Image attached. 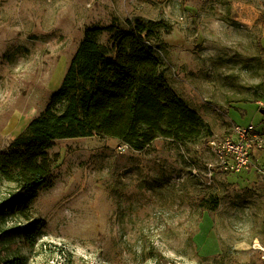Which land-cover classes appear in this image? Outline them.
I'll use <instances>...</instances> for the list:
<instances>
[{
	"label": "rangeland",
	"instance_id": "1",
	"mask_svg": "<svg viewBox=\"0 0 264 264\" xmlns=\"http://www.w3.org/2000/svg\"><path fill=\"white\" fill-rule=\"evenodd\" d=\"M127 18L173 26L158 51L164 71L213 136L157 138L143 151L99 135L56 141L54 183L26 210L46 220L44 233L30 247L14 229L24 216L1 213L3 254L25 264H264V151L239 173L208 167L212 138L238 123L264 130V0H0V151L48 105L85 29ZM22 195L0 177L1 206Z\"/></svg>",
	"mask_w": 264,
	"mask_h": 264
},
{
	"label": "trees",
	"instance_id": "2",
	"mask_svg": "<svg viewBox=\"0 0 264 264\" xmlns=\"http://www.w3.org/2000/svg\"><path fill=\"white\" fill-rule=\"evenodd\" d=\"M125 26L92 25L74 54L60 87L10 148L0 151V177L23 192L3 212L21 213L29 222L16 227L26 245L38 243L47 226L30 209L54 183L56 141L93 135L116 139L143 151L157 138L199 143L213 136L212 126L170 84L158 51L173 26L165 19L127 18ZM109 34L107 42L101 37ZM212 206L215 208L218 201ZM11 229L10 231H12ZM0 264H25L3 254Z\"/></svg>",
	"mask_w": 264,
	"mask_h": 264
},
{
	"label": "built area",
	"instance_id": "3",
	"mask_svg": "<svg viewBox=\"0 0 264 264\" xmlns=\"http://www.w3.org/2000/svg\"><path fill=\"white\" fill-rule=\"evenodd\" d=\"M216 163H209L210 172L216 164L221 170L239 173L255 164L256 152L264 151V130L254 124H236L223 139L210 140Z\"/></svg>",
	"mask_w": 264,
	"mask_h": 264
},
{
	"label": "crops",
	"instance_id": "4",
	"mask_svg": "<svg viewBox=\"0 0 264 264\" xmlns=\"http://www.w3.org/2000/svg\"><path fill=\"white\" fill-rule=\"evenodd\" d=\"M256 158H257V156H256Z\"/></svg>",
	"mask_w": 264,
	"mask_h": 264
}]
</instances>
